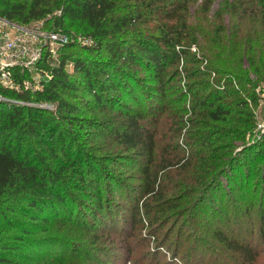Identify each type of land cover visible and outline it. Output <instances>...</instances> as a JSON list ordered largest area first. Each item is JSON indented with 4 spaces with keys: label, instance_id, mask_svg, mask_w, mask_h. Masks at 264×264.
Returning <instances> with one entry per match:
<instances>
[{
    "label": "trees",
    "instance_id": "obj_1",
    "mask_svg": "<svg viewBox=\"0 0 264 264\" xmlns=\"http://www.w3.org/2000/svg\"><path fill=\"white\" fill-rule=\"evenodd\" d=\"M216 2L0 0V16L5 19L20 25L41 21L46 32L81 37L79 47L86 52L90 48L85 42L92 40L97 44L93 50L96 59L88 61L74 49L78 42L68 40L63 49L69 54L62 52L55 65L48 63L50 45L44 47L42 57L33 65L41 74L34 88L29 82L31 67L14 69L17 87L0 82V264H33L36 255L32 251L37 246L49 249L57 246L69 255L63 258L49 257L48 253L38 255L35 264H85L95 256V242L99 239L105 242L110 237L102 231L97 233L102 220L98 213H75L76 205L83 204L78 195L86 196L92 189L98 190L100 174L108 180L114 178L108 167H101L97 153L81 145L82 133L89 132L84 127L91 128L94 124L91 119L81 117L84 112L75 98L82 83L72 77L69 63L72 71L87 82L95 103L103 107L105 93L125 85L121 76L133 78L124 70L110 74L102 61L104 51L121 65L141 62L151 67L161 98L166 100L177 92L168 68H177L184 59L187 62L186 50L196 44L202 55L200 60L206 61L201 67L205 70L196 69L192 73L194 81L180 86L183 97L191 96L190 117L186 121L179 117L187 111L185 104L182 108L172 105L168 129L172 128L178 136L182 133L188 145L201 147L193 146L192 155L197 159L187 162L196 177L190 181L189 188L205 189L217 175L234 165L238 155L236 145H243L258 121L254 79L264 85V0H220L214 7ZM57 10L59 13L49 18ZM209 13L213 14L212 22L208 20L212 34L206 33L201 22ZM243 18L254 19L255 26L261 30L242 34ZM45 22L50 27L46 28ZM224 36L239 37L243 48L237 55H231L234 53L229 47L224 50L216 47ZM128 40L144 53L136 51L133 45L124 48L122 44ZM178 68L175 78L182 77ZM95 73L105 78L99 88L92 82ZM185 73V78H189L187 70ZM129 91L132 93L131 88ZM119 113L125 119L115 132L117 142L127 153L152 164L162 134L160 113L152 117L153 124L144 123L142 115L122 109ZM101 132L105 136L106 130L102 128ZM167 155L162 157L156 173L145 167L141 169L143 193L150 195L151 200L161 201L166 197L159 173L171 165H180L172 163L173 159L170 161ZM182 161L185 159L178 162ZM150 207L144 201L134 205L131 224L143 223L146 217L154 222ZM221 240L248 262L258 258L257 248L245 239L222 235Z\"/></svg>",
    "mask_w": 264,
    "mask_h": 264
},
{
    "label": "rangeland",
    "instance_id": "obj_2",
    "mask_svg": "<svg viewBox=\"0 0 264 264\" xmlns=\"http://www.w3.org/2000/svg\"><path fill=\"white\" fill-rule=\"evenodd\" d=\"M219 2L220 0H217L214 7ZM58 13V10L55 11L49 18ZM206 17L207 19L201 22L203 21L206 33L212 34V26L208 20L212 22L213 14L209 13ZM243 19L242 34L261 30L255 26L254 19ZM45 23L46 28L50 27L48 22ZM222 34L220 33V36ZM68 40L78 42L74 49H77L79 55L86 57L88 61L96 59L97 54L93 51L97 45L96 42L92 40L85 42L90 48L89 52H86L79 47L82 44L81 37L76 38L71 35ZM239 41L238 36H224L216 47H221L222 50L229 47L234 53L231 55H237L243 48ZM105 43H101L102 46ZM65 44L66 42H55L49 46L52 49L50 53L52 56L49 54L48 58L50 65L56 64L62 52L66 53ZM122 45L124 48L129 45L135 46L129 40ZM134 49L141 52L138 45ZM186 51L187 56L184 58L187 57L188 61L186 62L185 59L180 61L179 68L177 67L181 78L179 75L175 78L174 74L178 72L175 66L168 68L174 76L175 84L172 85L177 92L170 94L166 100L161 98V93L157 89L158 82L154 71L141 62L121 65L110 58L106 51L103 52L102 61L106 63L105 66L110 74L124 70L127 75H133V78L121 76L120 79H124L125 85L122 84L121 88L105 93L104 107L95 103L87 82L80 74L72 71L71 63L67 66L72 77L82 83L81 90L75 98V102L84 112L81 117L91 119L94 124L91 128L84 127L89 132L82 133L81 145H86L87 149L97 153L101 167H108L114 178L108 180L100 174L98 190L94 188L89 195H78V200L83 201V204L76 205L75 213L80 211L82 215L92 211L98 213L102 220L98 226L101 230L97 233L102 231L105 235H110L105 242L100 239L95 242V256L85 264H264V128H254L252 134H247L245 137L243 145L239 143L236 145L235 152L238 155L234 165L226 172L217 175V178L212 180L205 189L189 188L190 181H194L196 177L193 174L194 171L187 167V162L191 159L195 162L197 156L192 155L193 146L196 148L200 146L188 145L182 133L178 136L172 128L168 129L169 121L172 119L169 108L172 109V105L182 108L185 104L187 111L184 110V114H180L179 117L185 119L184 121L190 117L191 96L183 97L180 86L194 81L192 73L196 69L205 70L201 67L206 61L202 63L200 60L202 55L196 44H192ZM225 52L230 53L227 50ZM30 70L29 82L34 88L38 85L41 74L35 66H31ZM185 70L189 78H185ZM104 79L102 75L95 73L92 82L96 88H99ZM254 80L256 87L262 85V82L257 83L256 77ZM124 86L128 89L126 90ZM178 100L181 101L178 102ZM257 103L256 111L259 119L264 122V100H260V95ZM120 109L144 116L142 120L146 124H153L150 123L152 117L160 113L159 120L163 122L160 127L162 134L155 152L156 159L152 164L149 165L144 158L127 153L117 142L115 132L119 130L125 119V115L119 113ZM186 127L188 128V125L183 127V134ZM102 128L106 130L105 136L102 135ZM168 137L171 138L168 139ZM167 154L170 161L171 158L173 159L172 163L180 165L168 164V166L171 165L168 169L160 170L159 176L162 179L160 186L165 187L166 197L161 201L151 200L150 195L143 193L145 186L141 169L145 167L151 173H156L162 165V157ZM102 157L103 159H100ZM181 158L185 161L180 163L178 161ZM176 184L177 187H175ZM187 186V189H183ZM90 195L93 196L90 197ZM99 198L101 203H98ZM143 201L144 204L151 205L150 212L154 222H149L146 217L143 223L133 225L131 224L132 208ZM175 203H177L176 206H171ZM88 217L92 218V216ZM128 234L130 236H127ZM222 235L247 240L259 251L258 258L253 262L241 258L223 243ZM89 236L92 237L91 234ZM32 253L36 255L33 264L40 258L37 257L38 255L48 253V256L53 258L69 255V252L57 246L51 249L37 246L33 248Z\"/></svg>",
    "mask_w": 264,
    "mask_h": 264
},
{
    "label": "built area",
    "instance_id": "obj_3",
    "mask_svg": "<svg viewBox=\"0 0 264 264\" xmlns=\"http://www.w3.org/2000/svg\"><path fill=\"white\" fill-rule=\"evenodd\" d=\"M67 41V36L46 32L41 21L20 25L0 16V82L5 86L17 87L14 77L16 67L33 66L42 57L44 47ZM255 90L260 100H264V85ZM256 117V128L263 129L264 122L259 119L257 112Z\"/></svg>",
    "mask_w": 264,
    "mask_h": 264
}]
</instances>
